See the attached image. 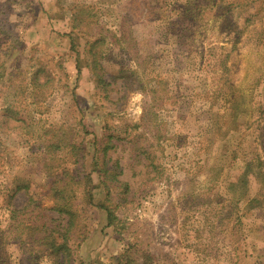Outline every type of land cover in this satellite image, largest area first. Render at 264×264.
I'll return each instance as SVG.
<instances>
[{"label":"rangeland","instance_id":"obj_1","mask_svg":"<svg viewBox=\"0 0 264 264\" xmlns=\"http://www.w3.org/2000/svg\"><path fill=\"white\" fill-rule=\"evenodd\" d=\"M0 51V264L58 179L71 264H264V0H0Z\"/></svg>","mask_w":264,"mask_h":264},{"label":"trees","instance_id":"obj_2","mask_svg":"<svg viewBox=\"0 0 264 264\" xmlns=\"http://www.w3.org/2000/svg\"><path fill=\"white\" fill-rule=\"evenodd\" d=\"M92 47H93V43L87 44V48L85 50L86 55L90 58L89 65H92V75L95 77L94 80L98 85L105 86L106 83L100 79L101 76L95 70V68H97L98 65H96L97 60L95 59L94 54H91L90 49ZM3 64L4 63L3 61H1V57H0V70L3 68ZM36 73H39V71H37ZM35 81L36 80H33L34 83L32 84L34 88L35 87L41 88L44 86V83L39 85L37 82L35 83ZM60 181L61 180L58 179L52 182V185L49 190L52 206L47 209V212L49 211L55 213L58 216V218H61L62 216L61 219L64 220V225L60 226L61 223H59L56 220L53 221L52 219H50L48 215L42 216V219H47V222H42L39 225H34V224L24 225L22 221L19 220L20 215H23L25 212L31 213L30 211H32V208L33 209L38 208V204H35L34 201L30 199V203L26 207L20 210H16L13 207L9 206V210H8L9 221H10L9 229L13 231L14 229L21 226L22 230L23 229L27 230L29 232L28 236L32 245H35L38 248L43 249V251L46 252L47 256L52 258L53 264H71L72 262L71 251L69 249L70 247L68 246V236L72 228L74 227L77 214L75 211L76 209L75 207L73 208V204H72L73 197L71 195L69 197L67 196L66 185L61 186ZM90 183H91V179L89 174L88 175L85 174L81 193L83 195V198L85 197L87 199V204L91 206L92 198L88 188L90 186ZM103 183L105 185V181ZM261 196L262 199H264V188L262 190ZM105 213H106L107 225L111 226L112 222L115 220V217L113 216L112 213H110L107 210ZM16 235L19 236V234ZM10 240L18 241V238L11 236ZM18 242L21 243L22 241H18ZM119 261H121V259H119L118 262ZM122 264L125 263L122 262Z\"/></svg>","mask_w":264,"mask_h":264}]
</instances>
